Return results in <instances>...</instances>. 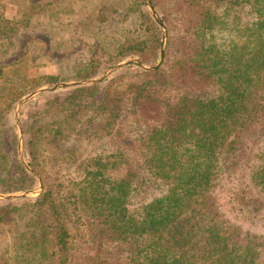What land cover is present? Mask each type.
<instances>
[{
  "label": "trees",
  "instance_id": "16d2710c",
  "mask_svg": "<svg viewBox=\"0 0 264 264\" xmlns=\"http://www.w3.org/2000/svg\"><path fill=\"white\" fill-rule=\"evenodd\" d=\"M151 1L157 69L22 106L43 191L0 200V264H264V0ZM72 2L0 0V191L35 183L8 123L22 95L158 58L144 0Z\"/></svg>",
  "mask_w": 264,
  "mask_h": 264
},
{
  "label": "water",
  "instance_id": "95a60500",
  "mask_svg": "<svg viewBox=\"0 0 264 264\" xmlns=\"http://www.w3.org/2000/svg\"><path fill=\"white\" fill-rule=\"evenodd\" d=\"M145 4L150 14L154 18V20L160 26L161 32H162L160 54H159L158 60L154 64L152 65L144 64L138 58H129V59L120 60L116 62L115 64H113L112 66L108 67L104 72H102L96 78L72 79V80L59 81V82H55L51 84H43V85L38 86L34 90L26 93L25 95H23L21 98L17 100L14 106V120H15L16 135H17V158L21 162V164L35 176L38 184L36 187L27 188V189H23L19 191L0 192V199H12V198H19V197L36 196L43 191L42 180H41L39 173L35 169L32 168V166L25 160L23 156V138H22V129H21V124H20V109H21V106L26 101L30 100L31 98H33L34 96L38 95L39 93L45 90H54L58 87H64V86L77 87V86L97 84L101 80L105 79L114 70L126 64H129V63H136L144 70H155L162 64V61L165 55L166 42H167V29H166V26L162 18L159 16L158 12L155 10L154 5L152 4L151 0H145Z\"/></svg>",
  "mask_w": 264,
  "mask_h": 264
},
{
  "label": "rangeland",
  "instance_id": "374dc122",
  "mask_svg": "<svg viewBox=\"0 0 264 264\" xmlns=\"http://www.w3.org/2000/svg\"><path fill=\"white\" fill-rule=\"evenodd\" d=\"M68 1H73L72 2V6H71V8L73 7V6H75L76 4H78V5H83L82 3L80 4V2L78 3V0H68ZM94 2H96L97 0H93ZM144 2H145V0H144ZM152 2V1H151ZM152 4L154 5V3L152 2ZM120 6V5H119ZM76 8V10H77V12L78 13H81V12H83V11H85V10H83V9H78L77 7H75ZM111 8H113L112 6H110V10L109 9H107L106 11H104L102 14H104L108 19H110L111 17H113V16H115V15H117L118 13H114L115 11L114 10H112ZM120 8H121V6L120 7H118L117 9H118V11L120 10ZM146 10H147V12L150 14V12H149V10H148V8L146 7V4H145V7H144ZM154 8H155V5H154ZM83 10V11H82ZM155 10L158 12V10L155 8ZM92 13H93V11H91ZM94 14H95V11H94ZM158 14H159V16H160V13L158 12ZM150 16L152 17V15L150 14ZM161 17V16H160ZM152 19L154 20V18L152 17ZM155 21V20H154ZM156 22V21H155ZM95 23V22H94ZM157 23V22H156ZM165 24V23H164ZM99 27H101V24L100 25H98ZM98 26L97 25H93V26H91V28L93 29V31L95 32L96 30H98V31H100V29L98 28ZM159 26V25H158ZM166 26V25H165ZM160 27V26H159ZM161 29V28H160ZM167 29V28H166ZM101 30H102V28H101ZM161 38H162V32H161ZM166 44H167V42H166ZM161 45V44H160ZM165 50H166V47H165ZM159 54H160V50H159ZM165 56V55H164ZM129 58H138V59H140L141 61H142V59L140 58V56H138V55H132V56H126V57H124V58H122V59H120V60H124V59H129ZM158 58H159V55H158ZM158 58L155 60V62L158 60ZM164 59V58H163ZM120 60H118V61H120ZM118 61H116V62H118ZM79 62L80 63H84V54H81L80 55V59H79ZM116 62H114V63H112L111 65H109V66H107L103 71H101L98 75H96V76H94V77H89V78H96V77H98L102 72H104L108 67H110V66H112L113 64H115ZM144 64H147V65H152V64H154L155 62H153V63H146V62H144V61H142ZM163 62V61H162ZM128 65H137L138 66V68L139 69H142L138 64H136V63H129V64H126V65H124V66H122V67H120V68H118V69H116V70H114L111 74H109L107 77H109L110 75H112L113 73H115V72H117L118 70H120V69H122V68H124V67H126V66H128ZM142 70H144V69H142ZM31 74H33V72H30L29 73V75H31ZM106 77V78H107ZM105 78V79H106ZM81 79H86V78H81ZM105 79H103V80H105ZM68 80H72V79H68ZM103 80H101L100 82H98L97 84L100 86L101 84V82L103 81ZM62 81H65V80H62ZM57 82H59V81H57ZM53 83H55V82H53ZM45 84H51V83H45ZM43 85V84H42ZM37 88V87H36ZM73 87L72 86H64V87H58V88H56V89H54V90H45V91H42L41 93H39L38 95H36V96H34L33 98H31L30 100H28V101H26L24 104H26L27 102H30L32 99H34L35 97H37V96H39L40 94H42V93H53V92H58V93H62V92H65V91H68V90H70V89H72ZM35 89V88H34ZM33 89V90H34ZM32 91V90H31ZM30 92V91H29ZM28 93V92H27ZM25 95V94H24ZM23 96V95H22ZM21 96V97H22ZM20 97V98H21ZM17 102V101H16ZM15 102V103H16ZM15 103H14V106H15ZM23 104V105H24ZM22 105V106H23ZM22 106H21V109H20V124H21V129H22V138H23V156H24V158H25V160L29 163V159H28V157H27V155H26V153H25V149H24V141H25V139H27V137H28V135H27V127H28V124H29V113H30V110H26L25 111V109L24 108H22ZM8 123L10 124V125H12L13 127H14V132H15V140H16V148H15V154H16V159L18 160V158H17V135H16V127H15V120H14V107H13V111H12V114H11V116L9 117V119H8ZM18 162L21 164V162L18 160ZM30 164V163H29ZM22 165V164H21ZM23 166V165H22ZM24 167V166H23ZM25 168V167H24ZM33 168V167H32ZM26 169V168H25ZM34 169V168H33ZM27 170V169H26ZM28 171V170H27ZM37 171V170H36ZM29 172V171H28ZM38 172V171H37ZM33 177H34V179H35V183H31L30 185H26L24 188H22V189H18V190H14V191H19V190H23V189H27V188H33V187H36L37 186V184H38V182H37V180H36V178H35V176L31 173V172H29ZM40 175V174H39ZM41 177V176H40ZM42 180V179H41ZM14 191H0V192H14ZM37 196V195H36ZM29 197H35V196H29ZM19 198H23V197H19ZM14 199V198H13ZM0 200H6V199H0ZM227 212L229 213V215L232 217V218H235V220L236 221H238V222H240L241 224H243V226L244 227H247V228H250V229H252V230H255V231H260V224H259V222L256 220V219H247V218H244V217H242V216H240V215H237L236 214V212H235V210H233V209H227Z\"/></svg>",
  "mask_w": 264,
  "mask_h": 264
}]
</instances>
